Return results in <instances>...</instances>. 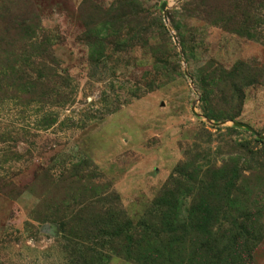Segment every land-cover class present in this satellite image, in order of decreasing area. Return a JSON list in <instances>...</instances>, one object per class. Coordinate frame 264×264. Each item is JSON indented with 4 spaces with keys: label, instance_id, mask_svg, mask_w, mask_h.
<instances>
[{
    "label": "rangeland",
    "instance_id": "1",
    "mask_svg": "<svg viewBox=\"0 0 264 264\" xmlns=\"http://www.w3.org/2000/svg\"><path fill=\"white\" fill-rule=\"evenodd\" d=\"M165 186L174 264H264V0H0V264H140Z\"/></svg>",
    "mask_w": 264,
    "mask_h": 264
},
{
    "label": "trees",
    "instance_id": "2",
    "mask_svg": "<svg viewBox=\"0 0 264 264\" xmlns=\"http://www.w3.org/2000/svg\"><path fill=\"white\" fill-rule=\"evenodd\" d=\"M168 196V187L165 186L136 226L132 225L124 215L122 219L120 218L121 225L117 222V218L114 222L108 224L107 227L110 232L106 235L109 239L108 244L112 247L113 255L131 259L140 264H153L157 261L156 252L154 253L155 250H153L154 241L155 244H158V248L170 258L169 264H174L176 252L179 249L186 248L187 230L193 227L185 219L179 218L178 214L169 220L171 208H167L164 202ZM211 229H207L201 234V241L208 239L204 244L207 257H211V253L213 252L209 250L208 246L210 237H212ZM115 244H117V247ZM138 245H145L150 249L149 252H145L144 250L145 253L143 251L134 253L131 249H135ZM141 255H145L144 258Z\"/></svg>",
    "mask_w": 264,
    "mask_h": 264
},
{
    "label": "water",
    "instance_id": "3",
    "mask_svg": "<svg viewBox=\"0 0 264 264\" xmlns=\"http://www.w3.org/2000/svg\"><path fill=\"white\" fill-rule=\"evenodd\" d=\"M164 7H165V4H162V6H161V10H163V9H164Z\"/></svg>",
    "mask_w": 264,
    "mask_h": 264
}]
</instances>
